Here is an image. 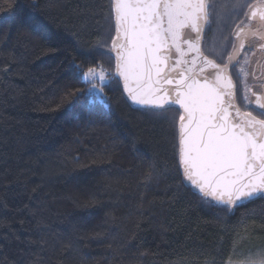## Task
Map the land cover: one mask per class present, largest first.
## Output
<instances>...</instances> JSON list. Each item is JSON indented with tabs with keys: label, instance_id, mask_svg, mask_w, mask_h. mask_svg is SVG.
<instances>
[{
	"label": "trees",
	"instance_id": "16d2710c",
	"mask_svg": "<svg viewBox=\"0 0 264 264\" xmlns=\"http://www.w3.org/2000/svg\"><path fill=\"white\" fill-rule=\"evenodd\" d=\"M108 2L0 0V264H243L264 249V200L230 216L201 205L178 168L181 112L133 107L115 53L100 55ZM213 3L203 52L223 63L243 16ZM94 62L108 108L77 97V66Z\"/></svg>",
	"mask_w": 264,
	"mask_h": 264
},
{
	"label": "snow or ice",
	"instance_id": "6c2138e0",
	"mask_svg": "<svg viewBox=\"0 0 264 264\" xmlns=\"http://www.w3.org/2000/svg\"><path fill=\"white\" fill-rule=\"evenodd\" d=\"M233 10L243 16L234 32L240 44L239 48L233 45L223 63L209 59L201 50L205 26L218 14L213 0H109L107 19L115 36L109 50H100L109 60L115 53L116 76L122 78L133 104L161 121L170 120L167 112L182 109L178 144L174 145L178 168L198 189L194 195L200 197L201 205L219 208L225 216L264 200V119L236 106V85L229 74L230 65L235 68L233 61L244 49V38H257L264 51V0H234ZM77 67L81 83L90 85L77 97L90 105L95 96L103 107H110L103 95V88L111 83L110 74L98 63L86 71ZM239 71L244 76L242 99L264 110V90L254 91L255 85L247 82L250 74L254 80L260 78L243 67ZM260 87L264 89V80ZM171 122L175 127V118ZM249 214L255 213L250 210L244 218ZM241 259L243 264H264V249ZM34 264H39V258ZM206 264H216V260Z\"/></svg>",
	"mask_w": 264,
	"mask_h": 264
},
{
	"label": "flooded vegetation",
	"instance_id": "af4514ba",
	"mask_svg": "<svg viewBox=\"0 0 264 264\" xmlns=\"http://www.w3.org/2000/svg\"><path fill=\"white\" fill-rule=\"evenodd\" d=\"M209 25H210V21H209V24L207 25V28L209 27ZM235 27L232 28V31L229 33L230 40L232 41L231 50H230L229 54H231L233 52V45L234 44L237 48H239V44H240V41L237 40V38L234 34ZM207 28L205 30V33L207 31ZM246 31H247V29H246ZM262 31H264V30H262ZM204 37H205V35H204ZM260 43H261V41H259L255 37H252L251 35H249L247 38H244V45H245L244 49H242L240 51V54L238 56H236L237 60L239 59L238 60L239 63H236V64L234 63V64L236 65L235 66V68H236L240 63L242 64L245 62V56H247V62L246 63L248 64V66H246L245 71L248 73L255 72L256 77H259L260 80H264V51L260 50V47H259ZM227 58H228V56H227ZM227 58L225 59L224 62L227 61ZM209 59H212V58H209ZM212 60H214V59H212ZM215 62L218 63L217 61H215ZM249 62H250V64H249ZM235 68L230 66L229 74L232 76L233 82L236 85L235 100H236L237 107L240 108L241 112L252 111L253 115H256L258 118V114H260V112L264 111V110L257 109L256 107H254V104H246V102L242 99L243 94L238 93L239 89H240V92H242V89H241V86L239 83V81H241V80L238 77L237 70L236 71L234 70ZM234 74L236 75L237 79L234 77ZM243 78H244V76H243ZM260 80H254V78L251 74L247 77V82L249 83V85H255L253 87V90L257 91V92L264 90L260 87ZM251 99L254 100V97H251ZM239 101L241 102L242 107L240 106ZM263 117H264V115H263Z\"/></svg>",
	"mask_w": 264,
	"mask_h": 264
},
{
	"label": "water",
	"instance_id": "95a60500",
	"mask_svg": "<svg viewBox=\"0 0 264 264\" xmlns=\"http://www.w3.org/2000/svg\"><path fill=\"white\" fill-rule=\"evenodd\" d=\"M206 28H207V26H205V29H204V32H203V36H202V40H201V50L203 51V41H204V35H205V30H206ZM193 36H194V34H192ZM239 60V59H238ZM237 57L235 58V60L233 61V64L235 63H237ZM231 66V65H230ZM208 72L209 73H211L212 72V69H208ZM120 79V81H121V83H122V86H123V80H122V78H119ZM123 90H124V88H123ZM124 92H125V95H126V97H127V93H126V91L124 90ZM128 98V97H127ZM128 100H129V102L131 103V105L133 106V107H135V108H138V109H143V107L142 106H139V105H135V104H133L132 102H131V100H130V98H128ZM235 104H236V100H235ZM236 106H237V104H236ZM254 107H256L257 109H258V107L254 104ZM175 108L176 109H179V106L178 105H176L175 106ZM181 113H182V109L181 110H179ZM185 180L187 181V179L185 178ZM188 182V184L191 186V187H193V188H195V186H192L191 184H190V182L189 181H187ZM196 189V188H195ZM198 190V189H197Z\"/></svg>",
	"mask_w": 264,
	"mask_h": 264
},
{
	"label": "rangeland",
	"instance_id": "374dc122",
	"mask_svg": "<svg viewBox=\"0 0 264 264\" xmlns=\"http://www.w3.org/2000/svg\"><path fill=\"white\" fill-rule=\"evenodd\" d=\"M249 64H250V62H249ZM246 66H248V64L246 63V62H244V63H240L234 70L236 71L237 70V73H238V77L240 78V80L241 81H239V83H240V86H241V89H242V92H240L241 94H243L244 95V90H243V81H244V78H243V73H241L240 71H239V69L241 68V67H243L244 68V71L246 70ZM246 72V71H245ZM240 74V75H239ZM98 86H99V83H98ZM239 93V92H238ZM258 118L259 119H264V117H263V115H260V114H258Z\"/></svg>",
	"mask_w": 264,
	"mask_h": 264
}]
</instances>
